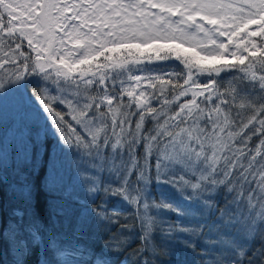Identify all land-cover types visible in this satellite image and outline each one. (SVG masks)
<instances>
[{
    "label": "snow or ice",
    "instance_id": "obj_1",
    "mask_svg": "<svg viewBox=\"0 0 264 264\" xmlns=\"http://www.w3.org/2000/svg\"><path fill=\"white\" fill-rule=\"evenodd\" d=\"M0 72V90L39 77L59 140L112 174L80 173L121 264H173V243L198 264H264V0H0ZM84 236H52L56 264H112Z\"/></svg>",
    "mask_w": 264,
    "mask_h": 264
},
{
    "label": "trees",
    "instance_id": "obj_2",
    "mask_svg": "<svg viewBox=\"0 0 264 264\" xmlns=\"http://www.w3.org/2000/svg\"><path fill=\"white\" fill-rule=\"evenodd\" d=\"M45 121L40 125L26 123L20 113L0 123V156L3 158L0 168V264H56L49 247L51 237L61 232L70 233L78 223L84 225L83 243L90 250L94 249L93 255H107L112 264H121L123 256L109 254L104 249L103 240L107 234L97 229L93 207L101 203L104 194L89 193L87 181L80 175L81 171L98 174L108 183L114 182L112 174L91 167L75 148L64 146L53 126L48 130L50 127H47V119ZM56 167L60 175L54 171ZM52 181L69 186L72 198L66 200L61 190H53ZM159 194L179 200L171 186L153 184V195L158 198ZM105 202L109 208L125 206L116 197H108ZM185 206L197 207L194 204ZM59 208L68 211L61 214ZM156 242L159 243L158 237ZM138 244L136 241L132 247ZM171 247L174 249L173 264H198L201 260L178 243ZM162 259L167 264L170 257Z\"/></svg>",
    "mask_w": 264,
    "mask_h": 264
},
{
    "label": "rangeland",
    "instance_id": "obj_3",
    "mask_svg": "<svg viewBox=\"0 0 264 264\" xmlns=\"http://www.w3.org/2000/svg\"><path fill=\"white\" fill-rule=\"evenodd\" d=\"M0 77L7 80V77L4 76L3 72H0ZM40 86H42L40 78L32 76L27 80L13 83L6 89L0 90V123L17 117L18 114L21 113L26 123L28 122L40 125L44 123L45 119H47V127H50L47 129L51 130L52 118L47 116V112L43 109V106L39 101V97L36 96V88ZM53 104L55 105V110L61 111V113L65 115L66 119L69 122H72L71 117L67 115L66 105L60 106L55 104V102H53ZM54 171H58L57 174L60 175L58 167H56Z\"/></svg>",
    "mask_w": 264,
    "mask_h": 264
}]
</instances>
